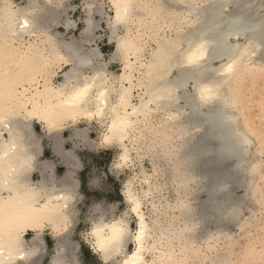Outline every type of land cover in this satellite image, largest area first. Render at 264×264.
<instances>
[{"label": "bare ground", "instance_id": "6f19581e", "mask_svg": "<svg viewBox=\"0 0 264 264\" xmlns=\"http://www.w3.org/2000/svg\"><path fill=\"white\" fill-rule=\"evenodd\" d=\"M24 1L21 6L14 0H0V264H41V235L47 228L56 242L49 264H80L68 228L75 217L78 181L72 169L60 178L52 162L38 158L43 141L33 124L42 125L54 151L61 153L63 131L70 129L69 139L78 146L87 137L86 129H79L78 123L82 120L91 125L96 121L105 129L100 135L101 145L116 146L120 150L116 166L123 167L132 161L130 148L140 136L138 126L147 124L148 116L154 112L163 115L168 125L164 131L177 140L170 146L171 139L160 134L158 144L174 162L177 188L184 193L190 184H197L198 195L193 198L196 210L183 200L174 204L179 215L164 213L149 218L143 210V200L149 196L150 187L143 192V198L127 182L123 195L127 201L125 193L131 190L140 203L137 214L131 208L130 212L137 225L138 216L146 225L141 252L144 264H190L192 255L202 252L201 247L196 250L190 243L192 227L202 223V232L209 236V221H233L240 211L226 203L233 200L231 186H241L242 165L251 140L240 127V116L229 109L232 103L224 96L223 87L231 78L238 79L247 72L257 54L264 60V0H109L114 13L108 22L110 41L116 45L113 57L124 63L117 77L106 72L94 48V16L99 12L102 15V11L93 2L83 6L85 29L80 37L67 38L52 30L60 26L71 0ZM117 3L124 15L121 21L117 20ZM134 24L139 27L137 32L132 29ZM70 27L64 26L67 32L73 29ZM150 41L156 48L148 46ZM170 42L178 43V51L187 49L188 42L203 44L204 56L196 65L177 67L174 54H160ZM229 65L231 73L226 71ZM55 67H66L61 82L52 78ZM190 86L192 91L188 90ZM202 86L211 89L206 101L201 99ZM85 87L88 90L81 102H65ZM124 120L127 127L122 126ZM245 123L248 130L253 129ZM106 136L112 138L110 142H105ZM125 150L127 161L121 160ZM35 173L38 180L33 179ZM199 193L207 196L203 202L197 199ZM101 210V215L92 220L88 245L103 264H124L132 255L128 246H136V229L132 230L128 213L107 220V213L112 211ZM120 220L128 224L129 234L118 244L113 242L108 252L98 250V238L92 235L94 228H102L101 237H108L111 233L105 225ZM29 233L34 237L28 241Z\"/></svg>", "mask_w": 264, "mask_h": 264}, {"label": "rangeland", "instance_id": "374dc122", "mask_svg": "<svg viewBox=\"0 0 264 264\" xmlns=\"http://www.w3.org/2000/svg\"><path fill=\"white\" fill-rule=\"evenodd\" d=\"M14 1L17 5L21 6L25 3L24 0ZM84 2V0H71L70 3L68 2L66 4L67 11L64 17L60 20V26L54 27L52 33H61L67 38H69V36L71 37L72 35L75 37H80L82 31L85 29L84 20L86 16L83 6L86 7L88 3L91 5L93 2V6L96 5L98 11H102V15H100L99 12L94 16V19L97 22V28L94 32L97 40L95 42L94 48L98 51V55H100L101 60L100 62L105 65L106 72H108L111 77H117L122 73L124 63L119 58L113 57L116 45L110 41L111 34L108 28V22L110 21L109 19L114 15L110 1L87 0V2ZM71 7H74L75 9L71 10ZM65 25H71L70 28L73 29H70L67 32L64 28ZM74 28L76 30H74ZM137 28L139 27L135 26L134 24L132 29L134 32H137ZM121 33H123V31H121ZM241 42H243V40ZM148 44L151 45H148L150 48H156L155 43H152V41H150ZM254 60L255 62H251L247 72H243L241 76L238 77V79L231 78L226 83V85H224L225 87H223L226 89H223L224 96L229 102L232 103L229 106V109L234 111V115L240 116L238 119L240 127L242 128V131L245 132V135L250 137L251 140V143L248 144L247 148V159L243 163L244 165H242L241 186H237L236 188L235 186H231L233 191L230 189L229 190L232 191L231 197L233 200L230 201L233 203L230 201L229 203H226V206L229 205V207L236 208L237 210L239 209L240 211L237 215H235L233 221H231V219L228 220L227 218H215V221H212L214 220L213 218L211 221H209L210 223L212 222L211 224L208 223L210 226L208 224L206 225L210 233L209 236L204 235L205 231L203 230L204 225L202 223V225L199 224L192 227L194 236L190 240V243L192 247L195 246L196 250L201 247L200 249H202V252L192 255L190 264H264V204H262V201H264V195H262L264 194V60L258 54L255 56ZM215 65L218 66L219 63L216 62ZM253 67L254 69H252ZM59 69L60 68L57 67L53 69L56 73H54V76L52 77L54 82H61L63 80L61 75L62 71L66 70V67H64V69ZM228 83L231 84L228 85ZM188 90L192 91L193 89L190 86L188 87ZM257 94H259V96ZM235 98L236 100L240 99L239 102L242 105L237 104L239 103L238 101L237 103L233 102L232 100ZM134 100L136 103L137 98ZM154 113L153 115L148 116L147 124L144 126H138V134L141 131L139 135L143 136L144 134V136L140 137L137 135L141 139L137 137L139 141L136 139V142H138L136 143L134 141V146L132 145V147V143L128 142L129 147H131L130 149L133 162L131 161L127 166L120 168L116 166V158L118 157L120 150L116 146L109 147L101 145L100 143V135L105 130L103 126L96 121L91 125H87L82 120L80 123H78L79 129H86L85 133L91 136L89 143H85V141L80 142L84 145L81 146L82 151L79 152L87 153L91 157L95 156L98 158L99 162L98 165H93L91 163V159H87V162L90 163L89 165L87 164V167L89 168L88 177L91 179V182H97L99 185H97V187L95 186L94 189L92 187V190L95 192H100L99 190H102V195L105 193L108 194L109 189L107 187H103L102 182H108V180H111V182H115V189L112 192H116L115 194H110L111 200L107 202H104L103 200H96L102 199L101 196L96 197L94 200L90 199L87 201L84 199L80 200V197L78 195L76 196V210L74 209L75 217L68 225V228L71 230L70 240L75 244V247H77L76 250L74 247V250L77 260L80 264H103L99 257L94 254L87 242L88 233L92 226V220L101 215V208V211L105 209L112 211V213H107V220L120 218L128 213V219L130 220L132 230H135L133 225L136 224V218L130 212V204L127 203L125 198L121 197L120 195L123 194L125 184L127 182L132 183L134 191L137 192L141 197L144 196L143 192L146 189H149V187L150 191L152 190L151 192L149 191V196L147 199L143 197V210L149 218L152 216L156 217L158 214L161 217L164 213H168V215L172 216L179 215L180 213L177 209H175L176 205L174 204H181V201L183 200H188L187 207H190L191 209L196 207L193 198L198 195V188L196 186L197 184L192 183L193 186L190 184L191 186L189 185V187L191 189L188 188L189 190L187 189V192L184 193L180 188H177L179 185L178 183L174 182V177L176 175L174 162L168 156L166 157L164 152L161 151L160 145L158 146L160 142V134L168 136V138L171 139L170 146L173 144V141L176 142L177 140L174 137H171L168 131H164V128L168 125L163 122V115L159 112ZM245 116L246 121H243L245 120ZM245 122H247L250 127H253V129L249 128V130L251 129L249 131V126H245ZM163 124L165 126H163ZM41 126L42 125L38 126L35 123V128H37L35 133L40 138L43 136V134H41ZM42 130L44 131L43 127ZM66 130L71 132L70 129ZM252 130L256 133H252ZM160 131L162 132L160 133ZM95 143L97 147L100 146L103 148L102 151L89 153L86 149V144L91 147L92 144ZM72 146H74V143L73 145L70 143V145H68V149H71ZM229 165H233V162H230ZM34 179L38 180L39 177L36 176ZM179 197L181 198L178 200ZM198 197V201L203 202L204 198L206 199L207 196L204 193H199ZM180 225L182 229L184 226L183 224ZM201 228L204 232H202ZM223 228L224 230H222ZM50 232L51 231L47 228L41 235L43 243L46 241V239L49 240V238H51L52 235ZM33 237L34 235L32 233H29L26 236L28 241L32 240ZM55 245L56 242L54 241L52 242L49 250L44 248V253L41 256V258H43L41 263L42 261L44 262L43 264L50 263L52 255L56 252ZM128 249L131 250L129 246Z\"/></svg>", "mask_w": 264, "mask_h": 264}, {"label": "snow or ice", "instance_id": "6c2138e0", "mask_svg": "<svg viewBox=\"0 0 264 264\" xmlns=\"http://www.w3.org/2000/svg\"><path fill=\"white\" fill-rule=\"evenodd\" d=\"M115 7L118 9L117 12V20L121 21L124 19V15L121 14L119 9L121 8V5L117 3ZM24 27H27V21L24 22ZM123 47V45H121ZM204 46L203 44L200 45H193L191 42H188V48L182 51H178V43L177 42H170L169 44L165 45L161 49V55H175L177 58V67H183L184 65H196L201 58L204 56ZM227 72L231 73L233 71L232 65H229L226 69ZM87 87L84 89H81L77 92H75L68 100H66V103L70 104H78L81 102L82 98L87 92ZM211 89L208 86H202L200 89V95L202 100H208L210 98ZM103 95V93H101ZM122 126L127 127L128 122L126 120L122 121ZM111 137H105V142H110ZM121 160L127 161V150H125V154L121 157ZM117 167H120V165H117ZM264 195V194H262ZM125 197L129 203H131V211L133 214H137L140 210V203L137 200V197L132 193L131 190H128L125 193ZM262 204H264V201H262ZM139 223L138 225L135 224L133 227L136 229L134 234V240H135V247L133 245H129L131 248L132 255L124 261V264H144V257L141 255V252L144 250L143 243H144V234L146 225L144 224L143 217L138 216ZM105 227H108L110 229V236L108 237H101V234L103 233V229L96 227L93 230L92 235L97 236L98 241L96 244V248L98 250L108 252V250L113 245V242L121 241V239L126 235L129 234V226L127 223H125L123 220L116 221L115 223L111 225H105ZM115 252H119V248L117 247L115 249Z\"/></svg>", "mask_w": 264, "mask_h": 264}, {"label": "crops", "instance_id": "0c3cea01", "mask_svg": "<svg viewBox=\"0 0 264 264\" xmlns=\"http://www.w3.org/2000/svg\"><path fill=\"white\" fill-rule=\"evenodd\" d=\"M36 125L40 126V124L36 123ZM34 130L35 132L37 131V128H35V124H34ZM41 134H43V136H41L42 141H43V148H42V152L39 155V159L42 162L45 161H49L52 162L54 165V170H55V174H57L58 177H63L65 175V173L72 169L74 171V176L75 179L78 181V196L80 197V200H94L96 197L101 196L102 199H96V200H103L104 202H107L109 200H111V193H116V192H112L114 191V186H115V182H111V180H108V182H102V186L103 187H107L109 189L108 194H103L102 195V190H99L100 192H95L94 190H92V187L94 189V187L98 185L97 182H91V179L88 177V167L87 164L89 165L90 163L87 162V159L90 158L91 159V163L93 165H98V158H96L95 156H89V154L87 153H82L79 151H82L81 146L84 144L79 143V145L76 146H72L71 149H68V145H70V143L73 145L72 140L69 139L71 136V132H69V130H65L62 133V137L64 139L63 142H61L62 146H61V153L56 154V152L54 151L55 149L53 148V143L51 140H49V138H47L45 132L42 130V126H41ZM86 140L85 143H89V139L91 138V136L89 134H86ZM45 137V138H44ZM78 141V140H76ZM100 146L97 147L96 143L92 144V146H88V144H86V149L89 153H96V152H100L102 151L103 148H99ZM69 151L72 152V155L69 154ZM67 152V154H66ZM42 155V156H41ZM67 155V157L65 156ZM69 155V156H68ZM66 158V159H70V160H65L62 158ZM74 158V159H73ZM64 162H63V161ZM72 160V161H71ZM69 162V163H67ZM72 163V164H71ZM87 167V168H86ZM35 176H39L38 173H35L33 175V179ZM99 186V185H98ZM112 188V189H111ZM100 189V188H99ZM121 197L124 198L123 194H120ZM102 202V201H100ZM51 233V232H50ZM55 240L52 238H49V240L46 239V241H44V248L49 250L50 246L52 245V242H54ZM43 260V258H42ZM45 260V259H44ZM44 262L42 261L41 264H43Z\"/></svg>", "mask_w": 264, "mask_h": 264}]
</instances>
